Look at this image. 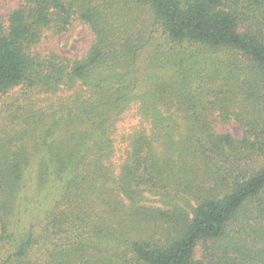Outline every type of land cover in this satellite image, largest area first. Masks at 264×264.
<instances>
[{
    "label": "trees",
    "instance_id": "1",
    "mask_svg": "<svg viewBox=\"0 0 264 264\" xmlns=\"http://www.w3.org/2000/svg\"><path fill=\"white\" fill-rule=\"evenodd\" d=\"M73 18L82 58L36 51ZM17 87L0 264H264V0H23L0 15V95Z\"/></svg>",
    "mask_w": 264,
    "mask_h": 264
},
{
    "label": "rangeland",
    "instance_id": "2",
    "mask_svg": "<svg viewBox=\"0 0 264 264\" xmlns=\"http://www.w3.org/2000/svg\"><path fill=\"white\" fill-rule=\"evenodd\" d=\"M22 4L23 0H0V15L6 18L10 11L20 7ZM92 39L93 36L88 25L77 18H73L66 29L59 33L52 30L45 31L40 42L36 46V51L41 55H47L53 52L62 58L76 60L82 58L87 53ZM143 62L144 56L142 55L139 63L144 64ZM21 91V88L17 87L5 95H0V105L7 98H10L12 95H18ZM169 111L180 127L179 133L181 132L184 134L186 123H184L181 113L177 112L174 106L170 108ZM211 120L218 133H231L236 138L241 137L242 129L234 120L223 121L217 114L212 115ZM137 123L138 118L134 116L132 112L127 113L124 119L118 124V132L128 133L134 129ZM119 147L120 151H118L115 157L116 162L122 154L123 146ZM200 250L201 245H199L196 250V257H199Z\"/></svg>",
    "mask_w": 264,
    "mask_h": 264
}]
</instances>
